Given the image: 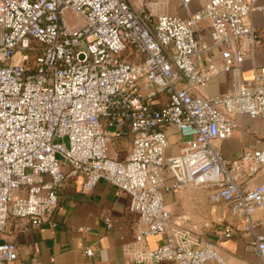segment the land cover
Segmentation results:
<instances>
[{
  "label": "built area",
  "instance_id": "built-area-1",
  "mask_svg": "<svg viewBox=\"0 0 264 264\" xmlns=\"http://www.w3.org/2000/svg\"><path fill=\"white\" fill-rule=\"evenodd\" d=\"M139 1L140 9L132 0H0V232L12 217L24 228L56 226L68 178L82 177L85 191L105 179L139 215L124 248L134 264H227L167 208V194L193 186L243 216L264 264V184L239 182L264 167V149L227 160L214 145L232 136L236 114L264 117V65L242 74L246 57L264 48V30L246 22L258 0H207L186 17L160 11L169 0ZM176 1L188 8L192 0ZM221 73L230 91L196 94ZM167 125L184 139L173 179ZM119 128L133 137L125 160L110 154ZM156 235L163 241L150 247ZM17 257L14 241L0 242V264Z\"/></svg>",
  "mask_w": 264,
  "mask_h": 264
},
{
  "label": "crops",
  "instance_id": "crops-1",
  "mask_svg": "<svg viewBox=\"0 0 264 264\" xmlns=\"http://www.w3.org/2000/svg\"><path fill=\"white\" fill-rule=\"evenodd\" d=\"M132 1L140 9L142 2ZM169 1V5L162 6L160 11L186 17L207 0H192L188 8L176 0ZM257 4L260 8L254 10L246 22L264 30V0H258ZM262 65L264 48L246 57L242 64L243 76H252L254 70ZM230 89V74L221 73L195 90L197 95L212 97L227 93ZM235 118L238 127L232 136L214 142L216 149L227 160L241 156L246 150L264 149V117L236 114ZM164 130L170 143L166 150V174L173 179L172 164L181 153L184 139L174 125L165 126ZM132 139L127 128L117 129L115 142L110 146L111 156L125 160L132 148ZM82 182V177H70L61 187L60 203L54 215L56 226L28 224L24 228V222L20 219H9L7 229L0 232V242L14 241L18 257L5 264H134L124 254L125 246L134 240L139 217L129 208V195L105 179L89 191L82 188ZM239 182L246 190L264 184V167L253 177L245 172ZM166 203L173 219L193 230L204 232L227 264H262L244 234L243 216L233 213L226 202H212L208 191L186 186L181 191L167 194ZM254 219L262 221L263 212H256ZM229 231L231 235L227 236ZM258 231L264 233V224L261 223ZM162 241L161 235L148 238L150 247H156ZM88 249H92L94 255L89 256ZM156 264L176 263L163 260ZM207 264L220 263L211 260Z\"/></svg>",
  "mask_w": 264,
  "mask_h": 264
},
{
  "label": "rangeland",
  "instance_id": "rangeland-1",
  "mask_svg": "<svg viewBox=\"0 0 264 264\" xmlns=\"http://www.w3.org/2000/svg\"><path fill=\"white\" fill-rule=\"evenodd\" d=\"M200 231V230H199ZM201 232V231H200ZM201 233H203L204 234V232H201ZM205 235V234H204ZM206 236V235H205ZM207 237V236H206Z\"/></svg>",
  "mask_w": 264,
  "mask_h": 264
}]
</instances>
